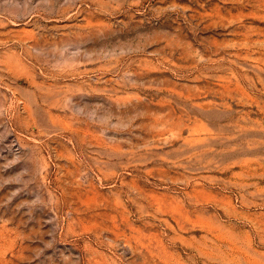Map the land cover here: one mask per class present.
<instances>
[{"label": "rangeland", "instance_id": "374dc122", "mask_svg": "<svg viewBox=\"0 0 264 264\" xmlns=\"http://www.w3.org/2000/svg\"><path fill=\"white\" fill-rule=\"evenodd\" d=\"M0 264H264V0H0Z\"/></svg>", "mask_w": 264, "mask_h": 264}]
</instances>
